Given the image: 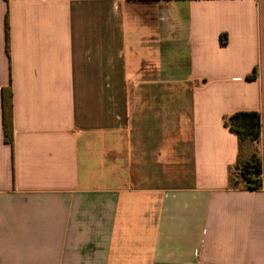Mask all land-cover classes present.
I'll list each match as a JSON object with an SVG mask.
<instances>
[{"label":"crops","instance_id":"obj_1","mask_svg":"<svg viewBox=\"0 0 264 264\" xmlns=\"http://www.w3.org/2000/svg\"><path fill=\"white\" fill-rule=\"evenodd\" d=\"M0 264H264V0H0Z\"/></svg>","mask_w":264,"mask_h":264},{"label":"trees","instance_id":"obj_2","mask_svg":"<svg viewBox=\"0 0 264 264\" xmlns=\"http://www.w3.org/2000/svg\"><path fill=\"white\" fill-rule=\"evenodd\" d=\"M223 37L222 41H224ZM11 97L10 88L2 90V124L4 141L8 144L12 142ZM223 124L224 127L233 131L237 137L236 162L230 172V182L246 190L260 189L262 169L259 157L261 135L259 113L254 111L236 112L225 117Z\"/></svg>","mask_w":264,"mask_h":264}]
</instances>
